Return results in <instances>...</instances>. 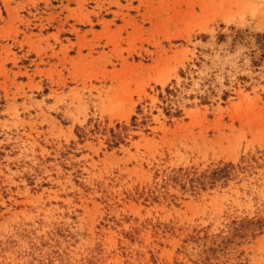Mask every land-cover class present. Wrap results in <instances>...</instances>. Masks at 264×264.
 I'll return each mask as SVG.
<instances>
[{"label":"rangeland","instance_id":"374dc122","mask_svg":"<svg viewBox=\"0 0 264 264\" xmlns=\"http://www.w3.org/2000/svg\"><path fill=\"white\" fill-rule=\"evenodd\" d=\"M0 264H264V0H0Z\"/></svg>","mask_w":264,"mask_h":264}]
</instances>
